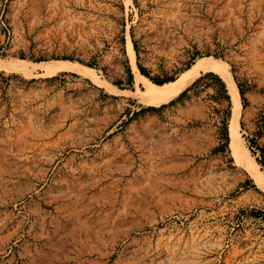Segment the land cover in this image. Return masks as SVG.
Here are the masks:
<instances>
[{
	"label": "rangeland",
	"instance_id": "obj_1",
	"mask_svg": "<svg viewBox=\"0 0 264 264\" xmlns=\"http://www.w3.org/2000/svg\"><path fill=\"white\" fill-rule=\"evenodd\" d=\"M128 35L150 77L224 59L264 159V0H0L5 60L134 91ZM39 73L0 70V264H264V190L230 148L222 77L156 106Z\"/></svg>",
	"mask_w": 264,
	"mask_h": 264
},
{
	"label": "bare ground",
	"instance_id": "obj_2",
	"mask_svg": "<svg viewBox=\"0 0 264 264\" xmlns=\"http://www.w3.org/2000/svg\"><path fill=\"white\" fill-rule=\"evenodd\" d=\"M132 3V0H128ZM127 54L130 57V64L134 73L137 89L125 91L114 85L107 84L96 72L95 69L69 60H53L46 62H29L24 59L5 60L0 58V70H8L33 75L40 70V75L48 76L58 72H75L93 82L107 86L113 93L130 96L138 102L146 105H162L178 97L184 90L190 87L203 72H214L222 77L228 85L229 94L233 102V116L229 123L230 148L233 151L238 165L248 170L257 180L264 190V176L258 169L259 164L253 155L243 144L240 135V118L244 117L243 106L240 99L239 88L233 79L230 65L220 57L203 56L198 58L186 70H184L175 80L157 84L143 75L137 66L135 50L130 36H127Z\"/></svg>",
	"mask_w": 264,
	"mask_h": 264
},
{
	"label": "trees",
	"instance_id": "obj_3",
	"mask_svg": "<svg viewBox=\"0 0 264 264\" xmlns=\"http://www.w3.org/2000/svg\"><path fill=\"white\" fill-rule=\"evenodd\" d=\"M136 52L138 53V50L137 49H136ZM139 69H140V71H141V73L143 75H145L147 77H150L149 74H148V72H147V70L144 67H142L141 65H139ZM211 76H213V75H211ZM216 78L221 82V79L220 78H218V77H216ZM150 79L153 82L157 83V84H163V83H166V82L175 80L174 77H163V78H161L159 76H157V77H150ZM258 163H260L262 166H264V159L263 160H258Z\"/></svg>",
	"mask_w": 264,
	"mask_h": 264
},
{
	"label": "water",
	"instance_id": "obj_4",
	"mask_svg": "<svg viewBox=\"0 0 264 264\" xmlns=\"http://www.w3.org/2000/svg\"><path fill=\"white\" fill-rule=\"evenodd\" d=\"M231 109H233V107L231 108ZM233 116V114L231 113V117Z\"/></svg>",
	"mask_w": 264,
	"mask_h": 264
}]
</instances>
